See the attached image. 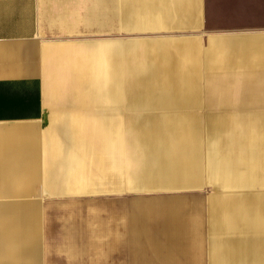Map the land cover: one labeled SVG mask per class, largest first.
Listing matches in <instances>:
<instances>
[{"label": "bare ground", "instance_id": "6f19581e", "mask_svg": "<svg viewBox=\"0 0 264 264\" xmlns=\"http://www.w3.org/2000/svg\"><path fill=\"white\" fill-rule=\"evenodd\" d=\"M148 1L101 0V17L94 18L101 31L110 37H96L72 47L71 51L77 49L78 61L73 56L76 53L70 54L69 48L52 54L47 60L48 98L51 97L50 87L54 89L60 83L54 80L61 78V84L73 91L71 99L88 107L83 123L76 122L75 118L62 133L63 144L69 147L66 151L69 158L58 170L51 169V175L62 178L60 185L67 194L125 190L137 196L126 201L129 206L123 211L66 215L65 242L69 255L93 257L121 246V250L128 253L130 264H156L153 254H158L161 261L157 264H264V229L258 219V204L235 202L194 206L186 199H171L175 196L171 189H184L186 185L181 144L190 126L171 118V111L179 106L180 97L168 94L195 88L196 58L192 46L185 43H154L151 40L134 43L115 38L119 28L146 31L165 27L162 16L167 8L161 5L149 8ZM174 3L178 11L174 25L191 26L188 15L194 8L191 0H174ZM222 147L229 149L230 146L222 141L217 150L213 149L216 151L213 157L218 164L234 169L238 162H233L232 156ZM173 151L180 157L173 158ZM89 165H93L94 170H88ZM32 172L36 175L38 171ZM15 176L18 177L17 173ZM30 176L26 174L29 180ZM225 181L234 183L236 177H226ZM1 208L0 215L6 212H1ZM30 208L25 207L27 211ZM25 209L22 212H26ZM12 211L23 214L14 209L7 214ZM5 216L0 217L7 219ZM40 217L41 214L39 217L27 214L0 219L2 227L11 228L10 234L0 237V248L6 251L8 247H17L18 252L37 245ZM101 245L114 249L97 250ZM0 253L2 259L8 255ZM13 259L7 257L6 260L10 264ZM86 264H97V261Z\"/></svg>", "mask_w": 264, "mask_h": 264}, {"label": "crops", "instance_id": "0c3cea01", "mask_svg": "<svg viewBox=\"0 0 264 264\" xmlns=\"http://www.w3.org/2000/svg\"><path fill=\"white\" fill-rule=\"evenodd\" d=\"M191 3L194 7L188 14L191 16V26L183 23L174 25L176 23L174 19L178 18L174 0H149V8L155 5L167 8L162 16L166 22L165 27L150 28L146 31L124 28L118 30L135 34L196 28L201 20V0H191ZM100 4L101 0H0V169H3L0 170V204L4 206L0 205V207L3 208L1 212L6 211L0 216L3 217L5 214L7 216H5L7 219H3L4 217L0 219L9 220L10 217L27 214L39 217L41 214L40 220H42L38 228L37 245L25 250L20 249L18 252L15 250L17 247L6 246L4 247L7 248L6 251L1 247L0 252L8 255H4L5 259L0 257V264H9L11 258H14L12 260L14 264H86L96 261L95 258H87L85 255L76 257L69 255L65 242L67 236L65 216L91 212H118L126 209L125 190L67 194L60 185L62 178L56 179L50 171L61 168L69 158L66 155L69 147L66 146L67 144L64 145L61 139L62 133L70 126L69 121L76 118V122L83 123L84 114L88 111V107L81 104L72 107L59 106L56 109L48 106L42 75L46 66L45 58L67 48L70 54L76 53L77 49L74 52L71 48L83 44L75 42L71 45L56 44L50 41L102 36L104 33L95 19L97 16L101 17ZM149 41L191 45L196 58L195 88L168 94L180 97L179 106L171 111V118L190 126L187 131L188 136L181 144L185 159L186 185L184 189H171L170 192H174L175 195L171 199H186L194 206L235 202L256 203L260 209L259 223L264 229V111L259 106L260 87H241V92L224 98L223 104L226 105L217 113L204 111L200 87L204 69L264 67V33L247 36L215 34L210 36L207 46H203L200 40L193 36L183 38L151 36ZM183 53L186 54V51L184 50ZM73 56L76 61L79 60L77 53ZM251 80L257 82L259 78L252 77ZM224 82V79H216L213 88ZM61 83H57L54 89L50 87L49 99L64 94L60 90L62 88L70 89ZM47 87L46 81V90ZM72 92L71 89L67 90L65 99L57 101H78L73 97L71 99ZM74 107L75 109L71 111ZM222 141H226L230 147L221 149L228 151L226 153L232 156L230 158L233 162H238L234 165V169L230 170L218 164L217 159L213 157L212 153L216 152L213 149L217 150ZM172 155L173 158L180 157L176 152ZM28 158L29 161L26 160ZM219 159L224 158L219 157ZM32 160L35 166L31 164ZM8 163L15 164L13 167L18 170L14 171ZM34 167L37 168L32 170ZM91 169L94 170L93 165L88 166V170ZM32 171H36V175ZM15 172L18 177L15 176ZM26 174H30L35 183L31 178L29 180ZM230 176L236 177L234 183L225 181V178ZM19 177L28 179L20 178V180ZM205 187L208 190L201 192ZM27 200L28 202H24ZM30 202L38 209L28 204ZM18 204L28 205L23 208ZM8 205L19 213L24 211L25 207L34 209L30 208L28 211L25 209L26 212H22V215L14 214L13 211L7 214L8 211L13 210H10ZM31 211L34 213H30ZM10 214L12 216L9 217ZM244 224V215H242V227ZM9 229L2 227L0 230L4 231H0V237L10 234ZM121 248L119 246L116 249L120 264H129L128 253L123 252ZM152 257L156 264L161 263L158 254H153Z\"/></svg>", "mask_w": 264, "mask_h": 264}, {"label": "rangeland", "instance_id": "374dc122", "mask_svg": "<svg viewBox=\"0 0 264 264\" xmlns=\"http://www.w3.org/2000/svg\"><path fill=\"white\" fill-rule=\"evenodd\" d=\"M201 20L198 27L193 29H183V30H167L162 32H151V33H135L131 34L125 30L115 31V38L122 41L128 40L132 42H143L144 40H149L151 36L160 37H186L193 36L200 40L203 46H207L211 35L219 34L225 36L240 35L247 36L249 34H263L264 33V0H201ZM101 9V7H100ZM110 35L102 34V36H87V38H71V39H60L55 41H50L56 44L68 43V45L75 43H84L93 38H108ZM65 45V46H68ZM58 50V49H56ZM46 59V64L47 60ZM46 68V66H45ZM43 80H44V91L45 99H48V106L52 109H56L59 106H69L72 107L80 101L72 102H58V99L63 100L67 94V90L70 89L62 88L61 91L64 94L56 96V100H50L48 98V91H46V75L45 69ZM252 77H256L259 80L253 82ZM216 79H224V83H220L215 88L213 84ZM55 82H62L61 78H56ZM260 87V108L264 111V67L258 68H218V69H204L201 76V100L203 103V109L206 112H219L223 109L226 104L224 98L229 95L233 96L238 92L242 91L241 87ZM216 88H226L216 89ZM214 89V90H213ZM216 89V90H215ZM65 104V105H64ZM67 104V105H66ZM82 104V103H81ZM74 108L71 109L74 110ZM69 110V109H68ZM208 188H203V191H207ZM108 192V191H107ZM132 193L125 192V201L135 198ZM129 204L126 202V207ZM1 223V222H0ZM2 223L0 224V226ZM119 247V246H118ZM117 247V248H118ZM108 248H113L109 245L97 246V250L105 251ZM95 258L97 264H120L118 258L117 250H112L108 253L102 252V254H95L93 257L87 256V258ZM130 264V262H129Z\"/></svg>", "mask_w": 264, "mask_h": 264}]
</instances>
